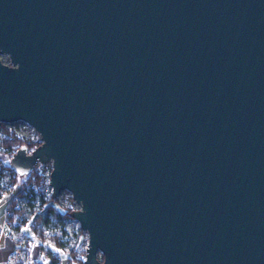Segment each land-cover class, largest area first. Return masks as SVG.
<instances>
[{"label": "water", "instance_id": "obj_1", "mask_svg": "<svg viewBox=\"0 0 264 264\" xmlns=\"http://www.w3.org/2000/svg\"><path fill=\"white\" fill-rule=\"evenodd\" d=\"M0 56L84 264H264V0H0Z\"/></svg>", "mask_w": 264, "mask_h": 264}, {"label": "rangeland", "instance_id": "obj_2", "mask_svg": "<svg viewBox=\"0 0 264 264\" xmlns=\"http://www.w3.org/2000/svg\"><path fill=\"white\" fill-rule=\"evenodd\" d=\"M0 59L6 63L8 62V57L0 56ZM9 129L14 131L17 135L30 138L35 142H41L40 136L26 123L22 121H17L9 124L0 123V135L3 134L2 129ZM33 149L27 150L30 153ZM11 159V158H10ZM8 161V157L5 153L0 152V166ZM51 162L38 163L33 170L42 171L44 179L40 185V192L44 195H51V188L48 183V178L46 177L50 172ZM9 174H5L0 179V186H5L8 190L0 194V219L5 218V209L10 200L14 199L18 202L21 207L30 211L29 219L26 224L22 226L25 234H22V239L27 237L32 239V243L40 245L41 254H50L60 261V264H79L78 262L69 260V253L74 250V256L76 259L82 258L83 262L85 260V249L88 242L87 233L83 231L78 222L73 218L61 219L60 216H52L46 211L45 206L41 204L40 193L26 192L27 182H25V176H21L14 186H11L8 182ZM53 204L59 213H64L66 210H77L79 206L73 201L71 194L62 190L60 193L53 198ZM9 208V207H8ZM41 215V221L39 223L40 230L42 231L41 237L37 236V233L33 232L31 223L38 216ZM27 234V235H26ZM54 236H57V243L54 242ZM30 249V246H29ZM26 254V253H25Z\"/></svg>", "mask_w": 264, "mask_h": 264}, {"label": "trees", "instance_id": "obj_3", "mask_svg": "<svg viewBox=\"0 0 264 264\" xmlns=\"http://www.w3.org/2000/svg\"><path fill=\"white\" fill-rule=\"evenodd\" d=\"M3 134L0 135V152H3L7 155L8 161L0 166V179L2 176H4L6 173L9 174L8 182L11 186H14L17 183V180L20 179L21 176H25V182H27L26 186V192L29 194L33 193H40V199L41 204L45 206L46 211L50 213L52 216H60L61 219L65 218H72L71 213L73 210H66L64 213H59V211L56 209V207L51 204L53 202V198L51 195H44L43 192H40V185L42 184L43 179L45 178L42 171H36L32 170L27 175H18L16 174L11 168H10V158L13 156V154L20 148V146L25 145L27 150L34 149L38 145L41 144V142H35L30 138L22 137L17 135L14 131L12 132L9 129H2ZM51 169H49V172ZM49 179V174L46 176ZM5 186H0V194H3V188ZM1 196V195H0ZM18 205V207H15ZM11 210V215L7 217V220L12 223L11 227L15 231H19L20 228L26 224V221L29 219L30 211L24 209L20 206L18 202H15L14 199L10 200L7 204V208ZM41 221V215H38L33 222L31 223V227L33 229V232L37 233V236L41 237L42 231L40 230L39 223ZM30 238H27V240ZM54 242L55 244L59 245L57 243V236H54ZM26 240V239H25ZM27 253V251L25 252ZM69 260L78 262L79 264H84L82 258L76 259V256H74V250H71L69 253ZM50 264H60V261L58 258L51 256V262Z\"/></svg>", "mask_w": 264, "mask_h": 264}, {"label": "crops", "instance_id": "obj_4", "mask_svg": "<svg viewBox=\"0 0 264 264\" xmlns=\"http://www.w3.org/2000/svg\"><path fill=\"white\" fill-rule=\"evenodd\" d=\"M11 224L12 223L7 220L6 215L4 219H0V264H8L9 256L15 249H24L25 252L27 251V253L23 254L22 258L17 261V264H50L52 255L41 254L40 245L32 243V239L27 240V234L26 240L25 238L22 239V234H25L22 227L19 231H15L12 229ZM11 232L14 233L12 236H10Z\"/></svg>", "mask_w": 264, "mask_h": 264}, {"label": "built area", "instance_id": "obj_5", "mask_svg": "<svg viewBox=\"0 0 264 264\" xmlns=\"http://www.w3.org/2000/svg\"><path fill=\"white\" fill-rule=\"evenodd\" d=\"M8 189L6 187L3 188V191H7ZM15 207H18V205H16ZM5 215L6 217L11 215V210L9 208H6L5 211ZM14 232V231H13ZM11 232L10 236H12L14 233ZM23 254H25V250L23 249H15L11 255L9 256L8 259V264H17V261L20 260L23 256Z\"/></svg>", "mask_w": 264, "mask_h": 264}]
</instances>
